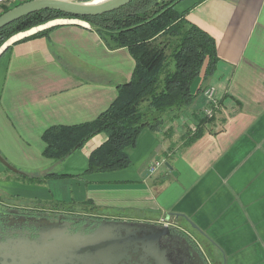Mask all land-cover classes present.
<instances>
[{
  "label": "crops",
  "instance_id": "1",
  "mask_svg": "<svg viewBox=\"0 0 264 264\" xmlns=\"http://www.w3.org/2000/svg\"><path fill=\"white\" fill-rule=\"evenodd\" d=\"M175 10L215 44L212 75L191 86L212 88L217 102L199 137L186 145L188 126L203 120V90L174 122L142 129L123 171L85 173L104 135L61 162L44 158L43 133L96 120L135 62L93 30L54 25L26 40L35 33L27 32L0 54V155L28 182L0 167V194L47 211L62 204L91 216L93 207L109 220L160 223L170 214L166 221L195 239L208 264H264V0H182ZM155 161L162 165L150 175Z\"/></svg>",
  "mask_w": 264,
  "mask_h": 264
},
{
  "label": "trees",
  "instance_id": "2",
  "mask_svg": "<svg viewBox=\"0 0 264 264\" xmlns=\"http://www.w3.org/2000/svg\"><path fill=\"white\" fill-rule=\"evenodd\" d=\"M28 1L31 0L10 8L1 7L0 16ZM180 1L133 0L118 10L90 18H72L43 11L0 30L1 48L15 35L42 29L37 27L49 21L80 19L90 24L106 46L126 49L135 62L130 81L119 87L115 101L96 120L72 127H51L43 133L44 158L61 162L94 136L104 135L105 142L90 153L85 173L123 171L131 164L126 149L135 145L142 129L157 130L165 122H174L192 107L204 91L200 88L192 93L193 82L201 74L203 80H207L212 75L217 58L212 38L190 24L185 13L175 10ZM46 32L41 31L26 40L44 36ZM172 42L174 45L167 56V44ZM167 59L173 62L171 70H168ZM199 122L201 126L204 121ZM199 135L200 132H197L189 137L186 145ZM54 207L67 208L62 204H54ZM93 210L91 207L89 213L93 214Z\"/></svg>",
  "mask_w": 264,
  "mask_h": 264
},
{
  "label": "water",
  "instance_id": "3",
  "mask_svg": "<svg viewBox=\"0 0 264 264\" xmlns=\"http://www.w3.org/2000/svg\"><path fill=\"white\" fill-rule=\"evenodd\" d=\"M131 1L110 0L95 4L94 0H31L2 14L0 30L43 11L72 18H90L118 10ZM0 163L10 172L25 176L1 155ZM54 215L59 216L57 222L47 219L46 214L28 221V226L35 229L33 239L25 232L0 240V264H176L175 253L170 250V244L174 243V232L170 227L81 218L85 222L83 227L89 228L90 232L71 233L69 229L74 221H62L64 215ZM196 259H200L198 254L188 252V264H193Z\"/></svg>",
  "mask_w": 264,
  "mask_h": 264
},
{
  "label": "flooded vegetation",
  "instance_id": "4",
  "mask_svg": "<svg viewBox=\"0 0 264 264\" xmlns=\"http://www.w3.org/2000/svg\"><path fill=\"white\" fill-rule=\"evenodd\" d=\"M39 209L40 208H31L28 206L12 207L11 205L2 204V202H0V240H3L5 237H16L19 234L24 235L25 232H28L30 239L35 238V229L28 226V221L31 219H40L44 214H46L45 217L50 221H58V215H52V213L49 214L50 211ZM58 214H60V212H58ZM63 217L62 221H74V224L69 229L71 233L90 232L89 228L83 227L85 222L78 215H64ZM173 229L174 233L172 238L174 239V243L170 244V250L172 253H175L174 258L176 259L174 262H176V264H188V252L191 251V253H196L200 257V259H196L193 264H208L203 251L197 245L195 239L188 233L179 230L176 227ZM177 245H179L178 249H176Z\"/></svg>",
  "mask_w": 264,
  "mask_h": 264
},
{
  "label": "rangeland",
  "instance_id": "5",
  "mask_svg": "<svg viewBox=\"0 0 264 264\" xmlns=\"http://www.w3.org/2000/svg\"><path fill=\"white\" fill-rule=\"evenodd\" d=\"M17 3H15V4H12L11 6H9V7H5V8H10V7H13L14 5H16ZM1 8V7H0ZM3 8V7H2ZM65 20H69V19H56V20H52V21H49V22H47V23H45L44 25H42V26H39V27H37V28H42V30H45V28H49V27H51V26H54V25H67V22H59V21H65ZM71 20H74V19H71ZM79 21H82V22H84V23H86L87 24V26L90 28L89 30L88 29H85V28H83V27H81V26H78V25H76L75 23L74 24H72V25H70V26H73V27H78V28H83V29H85V30H87V31H91V30H93L94 31V29L90 26V24L89 23H87L86 21H83V20H80V19H78ZM37 28H34V29H37ZM31 30H33V29H31ZM31 30H29V31H31ZM29 31H26V32H22V33H19V34H17V35H15V36H18V35H21V34H25V33H27V32H29ZM35 31V33L34 34H36V33H38V32H40V30H33L32 32H34ZM31 32V33H32ZM30 33V34H31ZM14 36V37H15ZM14 37H12V38H14ZM12 38H10L1 48H0V54L1 53H3L7 48H8V46L9 45H11L13 42H15L16 40H18V39H23L24 38V36L22 37V38H18V39H16V40H13L12 41ZM107 41H109L108 39H106ZM173 45H174V42H172V43H169V44H167V49H166V55L168 56V55H170V51H171V49H172V47H173ZM166 62H168V64H169V66H168V70H171V68L173 67V62H172V60L171 59H167V61ZM207 105H208V103H207ZM204 111V110H203ZM203 114V113H202ZM213 117V116H212ZM209 119H203V121L204 122H202V124H204L205 123V121H208ZM201 124V125H202ZM198 126H196V125H192V126H188V131H189V136H188V138L189 137H191V136H193L195 133H197V132H200L201 131V128H199L200 126H199V124H197ZM6 161V160H5ZM7 162V161H6ZM8 163V162H7ZM9 164V163H8ZM0 167L3 169V173H4V175H9V177H11V178H13V179H15V180H18V182H28V180L26 179V178H23V176H20V175H18V174H14V173H12V172H10L9 170H7L1 163H0ZM13 167V166H12ZM13 168H15V167H13ZM15 169H17V168H15ZM18 171H20L21 173H24V171H22V170H20V169H17ZM12 173V174H11ZM25 174V173H24ZM26 175V174H25ZM3 176V175H2ZM0 178H1V176H0ZM15 195H12V197L11 198H9L8 196H6V195H3V194H0V202H2V204H7V205H11L12 207H18V206H29V207H33V206H35V207H37L36 205H38V204H40V203H38L37 201H29L30 199H26V198H24V197H14ZM2 198H4V201L3 200H1ZM49 206V208H50V213L49 214H51L52 213V215H54V214H58V212H60V214L61 215H73V214H75V215H79L81 218H83V219H86V218H90V219H92L93 217H94V215L92 214L91 216H88V215H83V214H81V213H79L78 211H67L68 209H65V210H63V209H60V208H55L54 207V205H48ZM52 206V207H51ZM52 210V211H51ZM45 212V211H44ZM53 212H54V214H53ZM96 219L95 220H102V218H98V217H95ZM107 220H109V219H107ZM167 220V219H166ZM124 221V220H123ZM128 222H134V221H128ZM155 224H160V225H163V224H161V222L160 223H155ZM168 227H170V229H173V228H175L174 227V225L172 224L171 226H168ZM174 230V229H173Z\"/></svg>",
  "mask_w": 264,
  "mask_h": 264
},
{
  "label": "built area",
  "instance_id": "6",
  "mask_svg": "<svg viewBox=\"0 0 264 264\" xmlns=\"http://www.w3.org/2000/svg\"><path fill=\"white\" fill-rule=\"evenodd\" d=\"M22 1H25V0H0V7H9L12 4L21 3ZM66 21H70V22H67V25H72L75 23L76 25L81 26L85 29H88V30L90 29L86 23L79 21L78 19H74V20L69 19ZM202 94L208 103L207 107L203 111L202 117H203V119H211L213 116V112L217 107V102L214 98V91L212 88L208 87V88L204 89ZM161 165L162 164L160 162H157V161L151 163L147 169L148 173L150 175H153ZM161 224H163L167 227L172 225L171 223H169L166 220H161Z\"/></svg>",
  "mask_w": 264,
  "mask_h": 264
},
{
  "label": "bare ground",
  "instance_id": "7",
  "mask_svg": "<svg viewBox=\"0 0 264 264\" xmlns=\"http://www.w3.org/2000/svg\"><path fill=\"white\" fill-rule=\"evenodd\" d=\"M106 1H110V0H94V3L99 4V3L106 2Z\"/></svg>",
  "mask_w": 264,
  "mask_h": 264
}]
</instances>
